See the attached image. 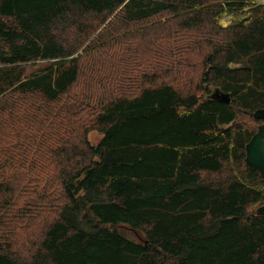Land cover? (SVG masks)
<instances>
[{"label": "trees", "instance_id": "obj_1", "mask_svg": "<svg viewBox=\"0 0 264 264\" xmlns=\"http://www.w3.org/2000/svg\"><path fill=\"white\" fill-rule=\"evenodd\" d=\"M261 109L257 0H0V264H264Z\"/></svg>", "mask_w": 264, "mask_h": 264}, {"label": "water", "instance_id": "obj_2", "mask_svg": "<svg viewBox=\"0 0 264 264\" xmlns=\"http://www.w3.org/2000/svg\"><path fill=\"white\" fill-rule=\"evenodd\" d=\"M213 99H220L223 103H229L228 95H221L218 91L212 96ZM256 120H261L262 125L258 127L256 134L246 146V164L249 168L257 171L264 180V109L253 114ZM259 214H264V206L258 209Z\"/></svg>", "mask_w": 264, "mask_h": 264}, {"label": "rangeland", "instance_id": "obj_3", "mask_svg": "<svg viewBox=\"0 0 264 264\" xmlns=\"http://www.w3.org/2000/svg\"><path fill=\"white\" fill-rule=\"evenodd\" d=\"M258 3H261V4H264V0H257ZM228 17V18H227ZM232 18L229 17V16H225L224 19L222 20V25H229L230 22H231ZM212 95V94H211ZM244 119H247V118H244ZM90 140L96 145L99 143L100 139H101V136L98 135L97 133H92L90 135ZM126 235L130 238V239H133L134 241H138V238L137 236L133 233V232H130V231H126Z\"/></svg>", "mask_w": 264, "mask_h": 264}, {"label": "bare ground", "instance_id": "obj_4", "mask_svg": "<svg viewBox=\"0 0 264 264\" xmlns=\"http://www.w3.org/2000/svg\"><path fill=\"white\" fill-rule=\"evenodd\" d=\"M223 95V94H222ZM220 96H221V94H220Z\"/></svg>", "mask_w": 264, "mask_h": 264}, {"label": "crops", "instance_id": "obj_5", "mask_svg": "<svg viewBox=\"0 0 264 264\" xmlns=\"http://www.w3.org/2000/svg\"><path fill=\"white\" fill-rule=\"evenodd\" d=\"M223 26H225V25H223Z\"/></svg>", "mask_w": 264, "mask_h": 264}]
</instances>
